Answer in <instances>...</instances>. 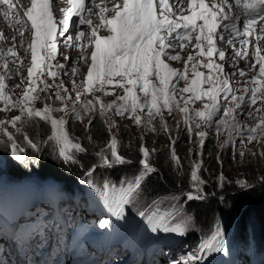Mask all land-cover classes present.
<instances>
[{"label":"snow or ice","instance_id":"snow-or-ice-1","mask_svg":"<svg viewBox=\"0 0 264 264\" xmlns=\"http://www.w3.org/2000/svg\"><path fill=\"white\" fill-rule=\"evenodd\" d=\"M90 2L95 3V0ZM71 3L73 6L63 9L62 16L56 19L50 0H31V7L23 13L21 19L15 20L17 24H21L22 21L23 27H27L30 23L32 29V40L28 45L31 52V66L27 70L28 84L23 97L13 100L5 93V76L0 75V100L4 101L5 105L20 107L21 114L10 121L17 132L21 131L16 127L17 122L27 118L25 122L31 123L33 117L48 122L52 129L51 135L40 144L33 142L25 133L22 146L16 142L13 133L3 126L5 121L0 120V134L7 137L6 140H0V145L10 151L15 160L23 163L28 159L25 148L30 149L35 157L43 150V145L52 142L55 158L61 163L79 164L83 167L76 154H86L88 150L82 147L81 143L72 142L65 127L67 123L65 116L59 118L53 116L55 112H71L75 118H80V113L74 107L69 108L65 103L70 99L71 94L63 87V83L56 86L55 93V101L61 102L63 107H52L47 103L42 109L29 106L38 98L32 95L37 87L43 85L41 91L51 89L52 85L47 82L48 77L53 78L55 82L59 72L67 74L66 65L52 63L56 60L58 52V37L65 46H72L81 51L80 62L90 61L85 79L79 83L76 80L72 82L74 88L83 86V92L76 93V100L81 102L83 110L90 113L95 109L103 116L107 110L115 109L118 115L132 118L137 124L144 122L151 126L152 131H163L169 135V151L178 176L184 174V165L175 150L178 137H172L169 125L164 119V111L173 118L177 112L182 114V123L185 125L184 130L188 133L189 141L192 140L195 130L198 143L195 154L200 157L203 155L202 150L207 139V132L199 130L201 125L217 133L227 130L229 141L232 143L233 158L237 151L236 139L243 144L245 140L251 143L258 136L264 138V116L255 127L245 125L241 120L242 116H253L252 106L256 105L257 100H260L261 106L256 111L264 109V55L261 54L264 51L261 47V40H264V23L258 24V21H264V0H235L234 5L228 0H221L219 4H213L211 7L205 3V0H190L189 15L182 14L183 8L179 4L174 11L169 0H122V3L113 5L111 11L115 14L110 18L104 15L109 9L101 8L98 14L100 23L95 26L92 20L85 16V13L90 11L85 7V0H71ZM0 5L6 6L3 12L6 18L14 19L10 17V13L13 12L15 16H20V13L15 11L16 6L12 0H0ZM233 7L238 8L243 14L242 22L239 15L232 13ZM197 20H202L203 23L198 25ZM85 26L90 30L88 44L81 43L85 38ZM100 29H107L109 34L101 36ZM194 33L195 44L192 47L197 50L196 55L188 54L183 70L171 67L166 61L181 60L179 51L186 47L185 41L191 43ZM217 41L230 45L231 55L218 47ZM253 41L254 52L250 56L247 48ZM88 46H94L90 56L85 54ZM7 53L8 60L19 68V63H16L19 57L13 48H9ZM226 55L233 67L231 73L233 76L246 75L243 68L238 66L241 59L245 60L246 65L254 72L259 65L258 73L253 75L248 86L243 88V94H237L241 89L230 82L229 73L225 71L224 63H221L225 61ZM65 59L71 60L72 57ZM8 60L3 64L5 70L9 68ZM189 65H191V76ZM201 66L208 70L207 73L198 70ZM71 72L73 76L79 74L76 68H72ZM116 77L119 79L117 80ZM181 81L184 82V87L179 86ZM110 85L122 88L123 95H119L110 103H104L100 97H95V103L81 100L83 94L94 89L104 91L105 95H108L107 87ZM185 94L190 95L185 97ZM47 99H51V96ZM197 100H204V107L190 109V103H195ZM157 118L161 124L159 130L153 123ZM194 119L197 122L193 125L190 122ZM92 123V120L88 121L89 127ZM180 124L181 121H177L178 129ZM108 127L110 131L111 125ZM227 143V141L225 144L218 142V147L223 150ZM70 147L74 151H70ZM138 151L139 174L133 179H121L119 188L108 180H104L102 186H98L92 178L100 167L114 168L134 163L132 159L120 154L118 140L114 135L94 153L97 163L90 165L84 173L85 183L108 213L99 220L97 226L101 229L112 228L113 218L115 221H127L126 211H130V208L137 204L138 198L144 195L143 183L146 178L158 171L152 163L157 149L141 144ZM188 151L192 153L193 150ZM239 154L244 155L243 152ZM216 159L222 165L219 155ZM189 164L190 190L184 195L187 201L204 200L207 198L204 192L207 181L200 175L203 159L190 160ZM216 181L221 187L228 182L223 172L216 177ZM260 181L264 184V177H261ZM236 183L240 184L241 188L252 187L247 181H236ZM172 199L176 200L177 197L173 196ZM163 203L162 199H153L147 207L152 209ZM138 215L147 220L152 233L162 231L183 235L188 231L190 217H185L180 223H173L162 214L157 216L155 211H140ZM227 252L224 226L220 220H216L211 235L201 242L195 254L188 253L170 261V264H199L205 257Z\"/></svg>","mask_w":264,"mask_h":264},{"label":"trees","instance_id":"trees-1","mask_svg":"<svg viewBox=\"0 0 264 264\" xmlns=\"http://www.w3.org/2000/svg\"><path fill=\"white\" fill-rule=\"evenodd\" d=\"M69 114L73 116L71 112H69ZM69 120H71V117L70 119H67L68 123ZM90 120H94V123L90 127L87 125L85 134L82 130H77L78 134L81 136H88L86 141H84L85 145H82V141H80L81 146L88 150L87 153H77V158L83 167L79 164L66 165L61 163L60 160L55 158V155L50 152V149L46 147L47 150L42 151L36 157L32 156V151L30 149H26L25 152L28 159L23 163L17 160L12 161L9 167L10 174L17 175L30 173L38 175L41 178L60 179L67 182H76L78 179L84 178V173L88 167L93 163H97V158L94 153L99 151L106 144L104 142L108 139V133L105 131V126L102 120H97L96 118ZM32 122L35 124L36 132L42 137L41 140L44 141L46 138L45 133L49 129L48 123L39 117L33 119ZM116 131L119 134L120 141L118 151L121 155L132 159L134 163L126 166H115L114 168H98L92 177L97 185H99L100 180L102 181L105 178L113 176L122 177L123 175H126V173H129V171L136 172L140 170L138 164L140 159L138 149L140 146L138 145V142L129 140L130 138H137V136L121 132L118 129H116ZM69 135L71 134L69 133ZM178 135L175 134L173 137H178ZM152 140L153 139H150V141ZM167 140L168 139L160 141V143L154 147L157 149V153L152 163L158 171L146 178L143 185L145 196L155 199V197L166 196L167 194L181 190V192H179V203H182L183 201V211L188 212L193 217V225L198 229H193V233L195 234H205L219 215L226 216V213L230 211L231 214L242 213L240 219L236 220V222L238 221V230L242 233L247 227H250L254 233L256 242L259 246L264 248V184L261 183L260 179L257 180L258 184L256 186L240 191L241 187H239L236 181L227 179L230 182L225 183V185L221 187L217 184L215 176H213L214 178H209V182L204 188L207 197L206 199L187 201L184 193L189 190H184V188L189 187V168H184L183 175H177L174 170V161L171 159L168 145L165 144ZM180 140H182L185 145L188 143L192 145L194 141L193 138L189 141L188 134L180 131V138H178V141L175 144L177 155H179L177 149L180 148V150H183L184 148L183 143ZM208 140L209 137H207L206 143L203 146V155H205L208 150ZM46 146H49V144ZM194 146L195 154L198 150L196 141ZM30 157L32 158L30 159ZM219 157L222 161V165L217 162L216 155L208 154L206 156V160L208 159L210 161L206 171V173L208 172V176H211L210 173L213 169H218L220 166H224L228 169L232 165V160L229 159V155H224L223 152H220ZM84 185L87 184L85 183V180L82 179L79 186L80 188H83ZM221 197H223V200H221Z\"/></svg>","mask_w":264,"mask_h":264},{"label":"rangeland","instance_id":"rangeland-1","mask_svg":"<svg viewBox=\"0 0 264 264\" xmlns=\"http://www.w3.org/2000/svg\"><path fill=\"white\" fill-rule=\"evenodd\" d=\"M67 50V54L70 56L73 52L70 51L69 48L66 49ZM81 54V52H80ZM78 64L82 65V62H80V60L78 61ZM67 76L68 75H62V78L65 80L66 84H68L67 81ZM69 76L73 77V78H77L78 76L75 75L73 76L72 74H70ZM21 79V75H16L15 76V81L14 79H12V87H11V93H15L17 88V93L14 95L15 100H19L18 97V81ZM57 83L53 82L52 83V87L50 90L45 89L44 91H41V87L38 90L37 93V99L35 101V104L38 106H45V104H49L52 107L58 106L59 107H63V104L59 101H55V93L57 91ZM15 86V87H14ZM72 90H69L71 97L70 99H68L65 103L67 104V106L69 108H75V110H77L80 113V118H75L74 116H71L68 113H64V112H55L53 113V116L56 118H59L61 116H65L66 120H69V123L67 121L66 123V129L68 131V133H70L72 136L75 137V139L73 140V143L75 142H79V140L82 141V145H85L86 138L88 136H81L80 134H78L77 130H82L85 134V130L87 129V125H88V121L92 118H96L97 120L100 119L102 120L104 126H105V131L108 133V139L107 141H105L104 143H107L111 136H115L116 139L118 140V145L120 143L119 141V134L117 133L116 129H118L121 132L124 133H130L131 135H136L137 138H130V141H135L138 142V145L141 146V144H144V146L149 147V148H154L155 145L159 144L160 141H165L166 139H168L165 144L168 145V149H169V145H170V136L166 135L163 131H152L151 130V126L142 122L140 124H137L136 121L132 118H128L126 116H121L118 115L116 113V111L114 109L112 110H107L103 116L99 115L98 112H96V110L94 109L93 112H85L83 110V106L81 104L80 101L76 100V93L77 92H82L80 87L71 88ZM115 92H118V88L115 89ZM61 94L63 95V91L61 90ZM17 95V96H16ZM51 96V99H47V97ZM95 97H100V99L104 102V103H110L112 102L111 100L115 97L113 95V91L108 94L105 95V93H103L102 91H94L92 93H87V94H83L81 96V100L83 101H93V103H95ZM185 97H187V95L185 94ZM183 103V102H181ZM10 106H12L10 104ZM201 108V104L200 102L197 100L195 101V103H190V109H200ZM260 108V107H259ZM20 107H17L16 110L14 107H9L7 110H5L3 107L0 108V120L5 121V123L7 122L8 125V131L13 133L14 138L16 139V142L21 144L23 146L24 144V134L26 133L27 136L33 140V142L38 143L39 139H40V135L36 132V127L35 124L33 122L31 123H27L25 122L27 120V118H22V121L17 122L16 127L20 128L21 131L17 132L15 128H13L12 124L10 123V121L12 120V118H14L15 116H17V112H20ZM5 110V112H4ZM264 116V109H262L261 111L257 112L255 111V113L252 116V123H254V121L256 119H258V123L260 122L261 117ZM36 117L32 118L35 119ZM10 119V120H9ZM164 119L165 121L168 123L169 125V129L170 132L172 134V137L175 134H179L178 138H180V131H182L183 133H187L184 128L185 125L182 123V114L177 112L174 114V118L172 116H169L167 111H164ZM94 123V120H92ZM177 121H181L180 127L179 129L177 128ZM197 121L194 119L192 120L190 123L191 124H195ZM247 122V120L245 121ZM48 123V122H47ZM92 123V124H93ZM155 127L159 130L161 128V124L159 119L157 118L156 120L153 121ZM49 125V129H51V125L48 123ZM109 125H111V130L109 131ZM6 128V127H5ZM199 130H203L207 132V137H209L208 143H207V147L208 150L205 153V155H202V157L197 156L194 154V145H195V141H196V145H198L197 143V139L195 136V130L193 132V143L192 145L190 143H188L187 145L184 144V142L182 140H180L183 143V150H180V148L177 149L178 153H179V157L182 160V163L184 162V168L188 167L189 168V172H191V167L189 164L190 160H194V161H200L201 159H203V167L201 169L200 175L202 176L203 179H205L207 181V183L209 182V178H212L213 176H215V178L221 173L223 172L226 180L227 179H232L233 181H247L248 183H250L253 186H256L258 184V181L261 177H264V138L262 137H257L255 140H253L251 143H248L247 140H245V142L243 144H241L239 142L238 139H236V145H237V151H236V155L235 158H233V148H232V143L231 141H229V136H228V132L227 130H224L220 133H217L216 131H214L213 129H209L206 128L204 125H201V128ZM188 134V133H187ZM128 135V134H127ZM7 137L4 136L3 134H0V140H6ZM150 139H153L152 141H150ZM128 140V139H127ZM228 142L225 146V148L223 150H221L218 147V142L219 144H225V142ZM51 147L53 148V145L50 144ZM210 148V150H209ZM186 149H192V153H189L188 150ZM70 151H74V149H69ZM176 150V149H175ZM220 152H223L224 155H229V159L232 160L231 163L232 165L226 169L224 166H220L218 169H213L210 173L211 176H208L206 171L208 169V163L210 162L208 159L206 160V156L208 154H214V156L219 155ZM243 152L244 155H240L239 153ZM78 157V154H76ZM15 161V158L11 156L10 151L6 150L5 147L3 145H0V165H5L7 162H9V160ZM206 169V171H205ZM139 171L137 172L136 175L139 174ZM129 174L133 177H135L136 175H133L132 171H129ZM256 177H255V176ZM190 176V173H189ZM214 178V177H213ZM228 181V180H227ZM230 182V181H228ZM12 184H8L6 186H11ZM239 187L240 184H238ZM207 185H205L206 187ZM248 188H240V191L245 190ZM184 190H190V187H185ZM179 192L180 191H176L170 194H167L166 196H158L155 197V199L157 200H164V203L161 205H158L159 207H162L164 210L171 212L172 213V217L175 218V222L176 223H180L185 217H190L189 220V227H188V232L193 233V229H196V227H194L193 225V217L186 211H183L182 206H183V201L182 203H179ZM175 196L177 197L176 200H173L172 197ZM166 198V199H165ZM151 199L148 197H145V195H143L142 197L139 198V200L137 201V206L139 207H147V205H149L151 203ZM178 201V203H177ZM151 211H155L157 213L158 216V212L156 209H152ZM150 212V211H149ZM238 212V211H235ZM230 212L226 213V216L224 215H219L214 222H216V220H220L223 223L228 221V228L233 224V222H236V218L237 220L240 219V217L242 216V213H237V214H231ZM238 222V221H237ZM236 222V223H237ZM226 224H223V226H225ZM215 226V224H214ZM214 226H211L210 231H207L205 234L206 235H211V232L214 229ZM198 230V229H196ZM248 233V230H247ZM176 235L183 237V235L180 234H174V233H169V237L174 238ZM196 237V242L198 243L203 236L199 235L198 233L195 234ZM33 254H29L28 256H32Z\"/></svg>","mask_w":264,"mask_h":264},{"label":"bare ground","instance_id":"bare-ground-1","mask_svg":"<svg viewBox=\"0 0 264 264\" xmlns=\"http://www.w3.org/2000/svg\"><path fill=\"white\" fill-rule=\"evenodd\" d=\"M69 49H70L71 52H73L71 48H69ZM207 136H208V135H207Z\"/></svg>","mask_w":264,"mask_h":264}]
</instances>
